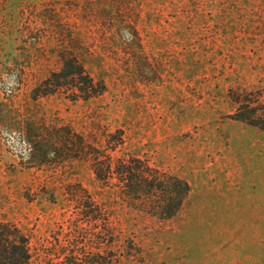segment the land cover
<instances>
[{
    "label": "rangeland",
    "instance_id": "374dc122",
    "mask_svg": "<svg viewBox=\"0 0 264 264\" xmlns=\"http://www.w3.org/2000/svg\"><path fill=\"white\" fill-rule=\"evenodd\" d=\"M68 58L104 91L33 98ZM249 92L264 94V0H0V224L32 264H264V131L232 118ZM93 148L186 181L178 213L132 209Z\"/></svg>",
    "mask_w": 264,
    "mask_h": 264
},
{
    "label": "trees",
    "instance_id": "16d2710c",
    "mask_svg": "<svg viewBox=\"0 0 264 264\" xmlns=\"http://www.w3.org/2000/svg\"><path fill=\"white\" fill-rule=\"evenodd\" d=\"M66 91L73 99L88 100L100 95L105 86L95 81L75 58L65 59L58 72L51 73L32 92L33 98ZM237 105L232 118L264 131V94L249 92L235 98ZM119 134V132H118ZM110 135L106 144L109 145ZM122 144L121 137L112 144L114 151ZM89 154L96 180L106 188H115L123 201L135 211L161 221L169 220L180 210L189 192L186 181L154 169L139 158H119L114 162L108 155ZM83 211V218L104 220L108 229L106 208L98 204L80 185L70 192ZM0 264H32L28 238L16 226L0 224Z\"/></svg>",
    "mask_w": 264,
    "mask_h": 264
}]
</instances>
